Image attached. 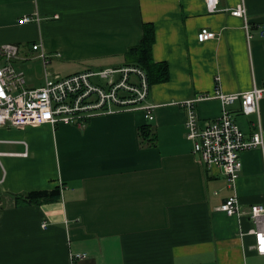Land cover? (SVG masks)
<instances>
[{"label": "crops", "instance_id": "1", "mask_svg": "<svg viewBox=\"0 0 264 264\" xmlns=\"http://www.w3.org/2000/svg\"><path fill=\"white\" fill-rule=\"evenodd\" d=\"M240 3L251 37L231 14ZM24 15L40 21L20 23ZM146 24L155 28L154 60L170 71L150 87L152 120L137 108L94 115L83 126L0 125V264H264L248 216L219 210L232 195L243 211L264 204V147L241 152L231 184L222 167L193 151L180 104L217 89L264 86V0H220L216 12L205 0H0V45L17 43L20 54L29 43L38 59L44 51L52 76L124 66ZM203 27L216 38L200 42ZM19 54L14 64L24 73ZM43 84L25 77L29 88ZM227 108L247 139L260 127L264 135V97L259 116L245 115L240 101ZM196 109L203 128L223 106L209 98ZM147 124L152 145L140 133ZM57 187L58 201L16 205V195Z\"/></svg>", "mask_w": 264, "mask_h": 264}, {"label": "built area", "instance_id": "2", "mask_svg": "<svg viewBox=\"0 0 264 264\" xmlns=\"http://www.w3.org/2000/svg\"><path fill=\"white\" fill-rule=\"evenodd\" d=\"M219 2L220 0H205L207 10L216 12ZM231 14L244 20V28L251 37L246 5L238 4L231 10ZM31 21H40V18L24 15L20 19V23ZM216 36V32L207 27L200 29L197 34L200 42L214 39ZM40 45L34 44L32 47L38 49ZM18 54L17 43L0 45V125L10 123L15 127H26L70 123L83 126L87 119L94 115L137 108L145 109L148 119L154 118L152 109L155 105L145 104L150 85L145 71L139 67L124 65L99 71H82L68 76H52L46 70L44 84L29 88L25 85L24 73L14 64ZM41 57L46 65L44 51L41 52ZM116 75H119V79H116ZM133 76L137 77V81L132 80ZM94 77L104 80L107 85L96 83ZM263 97L264 86L255 85L247 91L235 93L217 89L213 94H200L180 103L186 110V136L193 141V151L207 166L222 167L231 184L236 182L242 169L241 152L264 147V135L259 126V130L247 139L227 107L240 101L245 115L259 116ZM209 98L219 99L223 110L217 119L200 128L196 105ZM22 155H28V152L25 151ZM219 210L228 216H248L253 224L249 233L255 238L254 248L264 258V204H253L248 211H243L238 196L232 195L220 205Z\"/></svg>", "mask_w": 264, "mask_h": 264}, {"label": "trees", "instance_id": "3", "mask_svg": "<svg viewBox=\"0 0 264 264\" xmlns=\"http://www.w3.org/2000/svg\"><path fill=\"white\" fill-rule=\"evenodd\" d=\"M155 36L154 26L146 24L143 38L138 45L130 47L127 51L125 63V65L143 69L147 75L150 87L153 84L165 82L170 77L168 64L154 60L153 46ZM140 133L146 145H152L156 142L154 128L150 124L142 126ZM15 198L17 206L53 202L61 198V189L57 187L52 190H33L16 195Z\"/></svg>", "mask_w": 264, "mask_h": 264}, {"label": "rangeland", "instance_id": "4", "mask_svg": "<svg viewBox=\"0 0 264 264\" xmlns=\"http://www.w3.org/2000/svg\"><path fill=\"white\" fill-rule=\"evenodd\" d=\"M22 46L24 47V50L22 53L20 52L19 56H23L22 58L25 63L23 65L24 76L29 82L33 81L40 83L42 80L44 81L46 71L43 58L38 59L35 57L34 51L31 48V44L25 43L22 44ZM1 62L2 60H0V63Z\"/></svg>", "mask_w": 264, "mask_h": 264}]
</instances>
